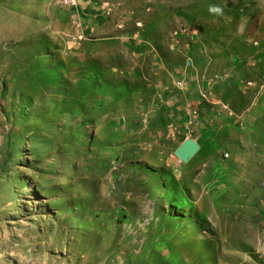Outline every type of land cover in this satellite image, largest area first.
<instances>
[{
    "label": "rangeland",
    "instance_id": "obj_1",
    "mask_svg": "<svg viewBox=\"0 0 264 264\" xmlns=\"http://www.w3.org/2000/svg\"><path fill=\"white\" fill-rule=\"evenodd\" d=\"M71 5L0 0V264H264V0ZM181 34L215 91L237 69L230 129L180 172L116 158L99 108Z\"/></svg>",
    "mask_w": 264,
    "mask_h": 264
},
{
    "label": "crops",
    "instance_id": "obj_2",
    "mask_svg": "<svg viewBox=\"0 0 264 264\" xmlns=\"http://www.w3.org/2000/svg\"><path fill=\"white\" fill-rule=\"evenodd\" d=\"M133 41L140 50V40ZM195 44L193 36L181 34L171 51H145L139 58L142 67L136 70L138 85L133 103L110 101L99 108L96 132L112 143L113 156H134L176 173L197 156L186 164L176 156L187 139H194L207 155L216 147L214 134L230 129L232 120L223 101L232 105L230 92L239 85L238 71L233 69L221 78L222 83L232 80L230 88L222 85L215 91L206 83Z\"/></svg>",
    "mask_w": 264,
    "mask_h": 264
},
{
    "label": "water",
    "instance_id": "obj_3",
    "mask_svg": "<svg viewBox=\"0 0 264 264\" xmlns=\"http://www.w3.org/2000/svg\"><path fill=\"white\" fill-rule=\"evenodd\" d=\"M200 145L194 139H187L176 151V156L183 162H190L200 151Z\"/></svg>",
    "mask_w": 264,
    "mask_h": 264
},
{
    "label": "built area",
    "instance_id": "obj_4",
    "mask_svg": "<svg viewBox=\"0 0 264 264\" xmlns=\"http://www.w3.org/2000/svg\"><path fill=\"white\" fill-rule=\"evenodd\" d=\"M79 0H72L71 8H75L78 6Z\"/></svg>",
    "mask_w": 264,
    "mask_h": 264
},
{
    "label": "bare ground",
    "instance_id": "obj_5",
    "mask_svg": "<svg viewBox=\"0 0 264 264\" xmlns=\"http://www.w3.org/2000/svg\"><path fill=\"white\" fill-rule=\"evenodd\" d=\"M64 2H65L67 5H71V4H72V0H64Z\"/></svg>",
    "mask_w": 264,
    "mask_h": 264
}]
</instances>
